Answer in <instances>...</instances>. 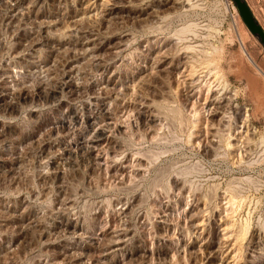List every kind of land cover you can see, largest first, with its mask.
<instances>
[{
	"label": "rangeland",
	"instance_id": "obj_1",
	"mask_svg": "<svg viewBox=\"0 0 264 264\" xmlns=\"http://www.w3.org/2000/svg\"><path fill=\"white\" fill-rule=\"evenodd\" d=\"M158 1L18 0L10 9L12 0H0V93L14 85L0 98V264H264V41L249 30L234 0H178V9ZM244 1L264 30V0ZM84 5L91 15L70 22ZM123 34L128 41L112 53L110 45ZM104 37L109 42L102 48H88ZM166 38L171 47L162 49L173 56L171 74L148 73V58ZM88 39L90 45L81 44ZM67 60L77 65L69 75ZM109 73L130 83V90L120 87L105 112L100 102L108 100L111 83L106 92L100 86ZM98 126L111 138L89 152ZM113 240L119 242L111 245Z\"/></svg>",
	"mask_w": 264,
	"mask_h": 264
},
{
	"label": "bare ground",
	"instance_id": "obj_2",
	"mask_svg": "<svg viewBox=\"0 0 264 264\" xmlns=\"http://www.w3.org/2000/svg\"><path fill=\"white\" fill-rule=\"evenodd\" d=\"M26 1V0H25ZM32 1V0H31ZM113 1V0H112ZM133 1V0H132ZM140 1V0H139ZM158 1V0H157ZM17 2H18V0H12V2L10 3V9H14V7L16 6V4H17ZM78 2V1H77ZM81 2L82 1H80L79 3L81 4ZM89 2V1H88ZM94 2V1H93ZM101 2V1H100ZM106 2H108V1H106ZM117 2V1H116ZM1 3V2H0ZM3 3H5V2H3ZM29 3H30V1H29ZM67 3V2H66ZM74 3V2H73ZM91 3V2H90ZM109 3H111V2H109ZM122 3V2H121ZM156 3V2H155ZM177 3H178V0H160V1H158V4H162V5H167V4H169L168 6L170 7H173V6H176L177 5ZM33 4V3H32ZM53 4H54V2H53ZM78 4V3H77ZM97 4V3H96ZM106 4V3H105ZM134 4V3H133ZM183 4V3H182ZM5 5V4H4ZM98 5H100V4H98ZM120 5V4H119ZM123 5V4H122ZM121 5V6H122ZM130 5V4H129ZM147 5V4H146ZM152 5V4H151ZM6 6V5H5ZM18 6V5H17ZM22 6V5H21ZM24 6V5H23ZM59 6V5H58ZM66 6V5H65ZM69 6V5H68ZM90 6H91V4H90ZM90 6L89 5H84V6H82V8L81 9H79L80 11H79V15L78 16H73V18L72 19H70V22H72L73 24H77V23H79L80 21H82L84 18H88L90 15H91V13H90V11H91V9L92 8H90ZM93 6V5H92ZM100 6H102V5H100ZM110 6V5H109ZM131 6V5H130ZM129 6V7H130ZM136 6V5H135ZM98 7V6H97ZM154 7V6H153ZM18 8V7H17ZM61 8V7H60ZM65 8V7H64ZM104 8V7H103ZM113 7H109V11L112 9ZM115 8V7H114ZM120 8V7H119ZM131 8H133V7H131ZM135 8V7H134ZM165 9H166V7H164ZM174 9H178V7L176 6V8L175 7H173ZM172 8V9H173ZM95 9V8H94ZM107 9V8H106ZM157 10H158V8H156ZM162 9V8H161ZM170 9V8H169ZM60 10V9H59ZM98 10V9H97ZM145 10V9H144ZM160 10V9H159ZM164 10V9H163ZM102 11V10H101ZM104 11V10H103ZM120 11V10H119ZM7 12V11H6ZM5 12V13H6ZM10 12V11H9ZM67 12V11H66ZM70 12V11H69ZM93 12V11H92ZM98 12V11H97ZM130 12H131V10H130ZM155 12V11H154ZM154 12H152V13H154ZM157 13H158V11H156ZM15 13V12H14ZM34 13V12H33ZM55 13V12H54ZM95 13V12H94ZM102 13V12H101ZM105 13H106V11H105ZM160 13V12H159ZM158 13V14H159ZM20 14V13H19ZM64 14V13H63ZM118 15V14H117ZM120 15H122V14H120ZM144 15V14H143ZM4 16V15H3ZM2 16V17H3ZM56 16V15H55ZM124 16V15H123ZM8 17V16H7ZM133 17V16H132ZM60 18V17H59ZM71 18V17H70ZM102 18V17H101ZM143 18V17H142ZM141 18V19H142ZM145 19H148L146 16L144 17ZM1 19V18H0ZM7 19V18H6ZM34 19V18H33ZM116 19V18H115ZM138 19V18H137ZM141 19H139L140 21H141ZM9 20V19H8ZM85 21H86V19H84ZM104 20V19H103ZM161 20V19H160ZM6 21V20H5ZM58 21V20H57ZM63 21V20H62ZM148 21V20H147ZM154 21V20H153ZM14 22V21H13ZM44 23V22H43ZM47 23V22H46ZM54 23V22H53ZM69 23V22H68ZM71 23V24H72ZM102 23V22H101ZM36 24H37V22H36ZM50 25V24H49ZM34 26V25H33ZM67 26H69L68 24H67ZM73 27V26H72ZM71 27V28H72ZM189 27V26H188ZM36 28V27H35ZM54 28V27H53ZM63 28V27H62ZM69 28V27H68ZM186 28V27H185ZM38 29V28H37ZM36 29V30H37ZM70 29V28H69ZM79 29V28H78ZM190 29V28H189ZM188 29V30H189ZM81 30V29H80ZM181 30H183V29H181ZM187 30V29H186ZM187 30V31H188ZM38 31H39V29H38ZM78 31V30H77ZM83 31V30H82ZM113 32V31H112ZM183 32V31H182ZM185 32V31H184ZM36 33V32H35ZM47 32H45V35H47L46 34ZM97 33V32H96ZM103 33V32H102ZM104 33H106V32H104ZM124 33V32H123ZM128 32L126 31V34H127ZM70 34V33H69ZM107 34V33H106ZM109 34V33H108ZM114 34V33H113ZM83 35V34H82ZM97 35V34H96ZM112 35V34H111ZM169 35H171V34H169ZM179 35V34H178ZM33 36V35H32ZM35 36V35H34ZM33 36V37H34ZM58 36H60V35H58ZM69 36V35H68ZM78 36V35H77ZM85 36V35H84ZM101 36V35H100ZM105 36V35H104ZM159 36V35H158ZM33 37H31V38H33ZM41 37V36H40ZM50 37V36H49ZM49 37H47V38H49ZM73 37V36H72ZM91 37V36H90ZM112 37V36H111ZM130 37V36H129ZM159 37H161V36H159ZM36 38V37H35ZM35 38H33L34 40H37V39H35ZM52 38V37H51ZM57 38V37H56ZM68 38V37H67ZM75 38V37H74ZM97 38V37H96ZM175 38V37H174ZM178 38V37H177ZM69 39V38H68ZM84 39V38H83ZM127 39V36L125 35V34H123V35H118V39L114 42V44H112V45H110V46H113V48H111V49H109V50H111L112 51V53H115L116 51H117V48H121L123 45L125 46V40ZM148 39V38H147ZM157 39H159V38H157ZM176 39V38H175ZM28 40V39H27ZM50 40V39H49ZM64 40H65V38H64ZM80 40V39H79ZM146 40V39H145ZM151 40V39H150ZM173 40V39H172ZM182 40V39H181ZM184 40V39H183ZM186 40V39H185ZM126 41H128V40H126ZM19 42H21V41H19ZM31 42H33V41H31ZM36 42V41H35ZM62 42H63V40H62ZM71 42V41H70ZM106 42H109V40H106L105 39V37L103 38V39H98L97 41L96 40H93V44L92 45H90V39H88V40H85V42L83 41V42H81V44L82 45H85V44H87V45H90L88 48H90L91 50H93V51H97V50H99L100 48H102L105 44H106ZM133 42V41H132ZM145 42H147V41H145ZM175 43H176V41H174ZM173 42V43H174ZM177 42H179V40L177 41ZM18 43V42H17ZM69 43V42H68ZM67 43V44H68ZM76 43V42H75ZM128 43V42H127ZM158 43V42H157ZM171 38H166V39H164V43L163 44H161V46L157 49V51L153 54V56H151L150 58H148L150 61V66H149V70H148V73H151V71H152V68H154V71H156L157 73H162V72H166V71H168L169 69V67H171V59H173L172 57V55L170 54V51L169 50H166V51H163V46H168V47H171ZM27 44V43H26ZM25 44V45H26ZM36 44V43H35ZM44 44V43H43ZM50 44V43H49ZM52 44V43H51ZM63 44V43H62ZM108 44V43H107ZM129 44V43H128ZM180 44V43H179ZM182 44V43H181ZM25 45H23L24 47H25ZM34 45V44H33ZM75 45V44H74ZM158 45V44H157ZM174 45V44H173ZM187 45V44H186ZM197 45V44H196ZM0 46H1V44H0ZM47 46V45H46ZM51 46H53V45H51ZM63 46V45H62ZM123 46V47H124ZM126 46H128L127 44H126ZM131 46V45H130ZM153 46V45H152ZM176 46V45H175ZM184 46H185V44H184ZM194 46V45H193ZM40 47V46H39ZM167 47V48H168ZM34 48V47H33ZM37 48H38V46H37ZM73 48V47H72ZM79 48H81V47H79ZM120 48H119V50H120ZM151 48V47H150ZM185 47H183V49H184ZM191 48V47H190ZM10 49V48H9ZM18 49H19V47H18ZM26 49V48H25ZM39 49V48H38ZM43 49V48H42ZM47 49V48H46ZM45 49V50H46ZM50 49H51V47H50ZM59 49V48H58ZM68 49H69V47H68ZM84 49H85V47H84ZM105 49V48H104ZM127 49V48H126ZM176 49V48H175ZM174 49V50H175ZM180 49V48H179ZM183 49H181V50H183ZM22 50V49H21ZM55 50V49H54ZM62 49H60V51H61ZM66 50V49H65ZM123 50V49H122ZM180 50V51H181ZM186 50V49H185ZM187 50H189V49H187ZM40 51H41V49H40ZM44 51V50H43ZM43 51H41V52H43ZM83 51V50H82ZM193 51V50H192ZM203 51V50H202ZM49 52V51H48ZM52 52V51H51ZM55 52V51H54ZM71 52V51H70ZM84 52V51H83ZM154 52V51H153ZM14 53V52H13ZM16 53V52H15ZM37 53V52H36ZM59 53V52H58ZM62 53V55H63V53L64 52H61ZM73 53V52H72ZM75 53V52H74ZM74 53H73V55H74ZM77 53V52H76ZM80 54H81V52H79ZM88 53V52H87ZM91 53V52H90ZM106 53V52H105ZM117 53V52H116ZM128 53V52H127ZM147 53V52H146ZM174 53H175V51H174ZM182 53V52H181ZM204 53V52H203ZM19 54V53H18ZM38 54V53H37ZM49 54H50V52H49ZM71 54V53H70ZM86 54V53H85ZM110 54V53H109ZM193 54V53H192ZM7 55V54H6ZM13 55V54H12ZM44 55H46V54H44ZM69 55V54H68ZM108 55V54H107ZM115 55H117V54H115ZM186 55V54H185ZM189 55V54H188ZM197 55V54H196ZM22 56V55H21ZM42 56V55H41ZM49 56V55H48ZM66 56V55H65ZM80 56V55H79ZM82 56V55H81ZM94 56H96V55H94ZM109 56V55H108ZM114 56V55H113ZM148 56V55H147ZM172 56V57H171ZM206 56V55H205ZM3 57V56H2ZM30 57V56H29ZM47 57V56H46ZM45 57V58H46ZM70 57V56H69ZM84 57V56H83ZM98 57V56H97ZM178 57V56H177ZM196 57V56H195ZM208 57V56H207ZM31 58V57H30ZM51 58V57H50ZM53 58V57H52ZM67 58V57H66ZM73 58V57H72ZM84 58H86V57H84ZM96 58V57H95ZM104 58V57H103ZM124 58V57H123ZM126 58V57H125ZM124 58V59H125ZM132 58V57H131ZM191 58V57H190ZM198 58V57H197ZM200 58V57H199ZM203 58V57H202ZM11 59V58H10ZM28 59V58H27ZM49 59V58H48ZM75 59V58H74ZM99 59V58H98ZM106 59V58H105ZM147 59V60H148ZM194 59V58H193ZM209 59V58H208ZM1 60V59H0ZM81 60V59H80ZM100 60V59H99ZM142 60H143V58H142ZM174 60V59H173ZM172 60V61H173ZM184 60V59H183ZM187 60V59H186ZM202 60V59H201ZM200 60V61H201ZM206 60V59H205ZM49 61V60H48ZM57 61V60H56ZM111 61V60H110ZM113 61V60H112ZM193 61V60H192ZM198 61V60H197ZM200 61L199 62H197V63H200ZM67 62V64H68V68H67V71H66V75H69V71H71V69H73V67L75 66H73V64L71 63V60H67L66 61ZM89 62L91 63V61L89 60ZM107 62V61H106ZM105 62V63H106ZM189 62V61H188ZM195 62V61H194ZM207 62V61H206ZM3 63V62H2ZM38 63V62H37ZM36 63V64H37ZM63 63V66H64V62H62ZM123 63V62H122ZM144 63V62H143ZM175 63V62H174ZM183 63V62H182ZM203 63V62H202ZM9 64V63H8ZM20 64H22V63H20ZM26 64V63H25ZM33 64V63H32ZM40 64V63H39ZM55 64V63H54ZM92 64V63H91ZM90 64V65H91ZM99 64H101V63H99ZM140 64V63H139ZM44 65V64H43ZM52 65V64H51ZM57 65V64H56ZM148 65V64H147ZM178 65V64H177ZM180 65H181V63H180ZM202 65V64H201ZM205 65H206V63H205ZM207 65H208V63H207ZM77 66V65H76ZM75 66V67H76ZM186 66H187V64H186ZM196 66V65H195ZM199 66V65H198ZM11 67H12V65H11ZM36 67V66H35ZM45 67V66H44ZM49 67V66H48ZM51 67V66H50ZM56 67V66H55ZM113 67V66H112ZM173 67H176V65L175 66H173ZM194 67V66H193ZM208 67V66H207ZM4 68V67H3ZM8 68V67H7ZM53 68V67H52ZM78 68V67H77ZM98 68V67H97ZM144 68V67H143ZM189 68H190V66H189ZM50 69V68H49ZM141 69V68H140ZM139 69V70H140ZM175 69V68H174ZM30 70V69H29ZM36 70V69H35ZM46 70V69H45ZM116 70V69H115ZM197 70V69H196ZM18 71V70H17ZM44 71V70H43ZM47 71H49V70H47ZM111 71V70H110ZM120 71V70H119ZM170 71V70H169ZM168 71V72H169ZM178 71H180V70H178ZM195 71V70H194ZM209 71V70H208ZM38 72V71H37ZM63 72V71H62ZM75 72H76V70H75ZM94 72H96V71H94ZM114 72V71H113ZM145 71H143V73H144ZM147 72V71H146ZM170 72H172V71H170ZM169 72V73H170ZM175 72V71H174ZM177 72V71H176ZM191 72H193V71H191ZM31 73V72H30ZM51 73V72H50ZM72 73V72H71ZM101 73V72H100ZM147 73V74H148ZM185 73V72H184ZM188 73V72H187ZM197 73V72H196ZM195 73V74H196ZM212 73V72H211ZM2 74V73H1ZM8 74V73H7ZM9 74H11V73H9ZM16 74V73H15ZM41 74H42V72H41ZM167 74V73H166ZM171 74V73H170ZM175 74V73H174ZM180 74V73H179ZM25 75H26V73H25ZM40 75V74H39ZM63 75V74H62ZM61 75V76H62ZM149 75V74H148ZM153 75V74H152ZM163 75V74H162ZM187 75V74H186ZM1 76V75H0ZM17 76V75H16ZM38 76V75H37ZM44 76V75H43ZM79 76V75H78ZM93 76V75H92ZM115 76V74L114 73H109V74H105V76H103V79H102V81H101V83H104V85H101L100 86V88L101 89H103V91H105L104 89H106V88H108L107 87V84H109V83H111V87H110V90L107 92V94H106V96L104 97V98H109V99H114V98H116L117 97V93H119L118 92V89H120V87H124L125 89H129L130 88V83H128L127 81H120V80H118L117 78H115L114 77ZM117 76V75H116ZM134 76V75H133ZM132 76V77H133ZM142 76V75H141ZM151 76V75H150ZM154 76V75H153ZM165 77L167 76V75H164ZM173 76V75H172ZM188 76V75H187ZM195 76V75H194ZM10 77V76H9ZM145 77V76H144ZM157 77V76H156ZM155 77V78H156ZM164 77V78H165ZM36 78V77H35ZM43 78H45V77H43ZM58 78V77H57ZM75 78V77H74ZM73 78V79H74ZM97 78H98V76H97ZM126 78V77H125ZM168 78V80H170L169 79V77H167ZM167 78H165L166 80H167ZM171 78V77H170ZM187 78V77H186ZM192 78V77H191ZM191 78H189V79H191ZM217 78V77H216ZM8 79V78H7ZM15 79H16V77H15ZM18 79V78H17ZM32 79V78H31ZM60 79V78H59ZM70 79H71V77H70ZM196 79L198 80V78H197V75H196ZM21 80V79H20ZM65 80V79H64ZM68 80V79H67ZM148 80V79H147ZM150 80H151V78H150ZM160 80V79H159ZM178 80V79H177ZM180 80V79H179ZM179 80H178V83H179ZM187 80H188V78H187ZM220 80V79H219ZM2 81V80H1ZM0 81V82H1ZM22 81V80H21ZM136 81V80H135ZM142 81H144V80H141V82ZM171 81V80H170ZM206 81V80H205ZM37 82H39V81H37ZM43 82V81H42ZM68 82V81H67ZM100 82V81H99ZM140 82V83H141ZM167 82V81H166ZM165 82V83H166ZM169 82V81H168ZM175 82V81H174ZM173 82V83H174ZM186 82H188V81H186ZM190 82V81H189ZM192 82V81H191ZM200 82V81H199ZM213 82V81H212ZM3 83V82H2ZM5 83V82H4ZM41 83V82H40ZM78 83V82H77ZM98 83V82H97ZM101 83H99V84H101ZM177 83V84H178ZM180 83H181V81H180ZM192 83H194V82H192ZM201 83V82H200ZM14 84H16V83H14ZM138 84V83H137ZM171 84H172V82H171ZM175 84V83H174ZM208 84V83H207ZM219 84V83H218ZM225 84V83H224ZM223 84V85H224ZM22 85V84H21ZM61 85V84H60ZM73 85V84H72ZM78 84H76V86H77ZM97 85V84H96ZM132 85H133V83H132ZM142 85V84H141ZM176 85V84H175ZM178 85H180V84H178ZM177 85V86H178ZM196 85H197V83H196ZM221 86H222V84H220ZM86 86V85H85ZM170 86V85H169ZM168 85H167V87H169ZM200 86V85H199ZM203 86V85H202ZM210 86V85H209ZM216 86V85H215ZM214 86V87H215ZM4 87V86H3ZM14 87V85H13V83H9L8 85L6 84V86H5V89H6V91L5 92H1L0 93V98H3L4 96H6V94H8V92H9V90L11 89V88H13ZM18 87V86H17ZM21 87V86H20ZM25 87V86H24ZM26 87H28V86H26ZM25 87V88H26ZM142 87V86H141ZM179 87V86H178ZM191 87V86H190ZM204 87V86H203ZM213 87V86H212ZM219 86H217V88L216 89H218L219 90V88H218ZM2 88V87H1ZM29 88V87H28ZM60 88V87H59ZM94 88V87H93ZM99 88V87H98ZM97 88V89H98ZM142 88H144V87H142ZM198 88V87H197ZM224 88V87H223ZM61 89V88H60ZM96 89V90H97ZM139 89H141V88H139ZM188 89L189 88H187V92H188ZM202 89V88H201ZM207 89V88H206ZM215 89V88H214ZM14 90V89H13ZM27 90V89H26ZM42 90H44L43 88H42ZM42 90H41V92H42ZM77 90V89H76ZM75 90V91H76ZM95 90V89H94ZM95 90V92H94V98H98L99 97V92L98 91H96ZM107 90V89H106ZM122 90V89H121ZM130 90V89H129ZM137 90V89H136ZM195 90V89H194ZM224 90H226V89H224ZM231 90V89H230ZM0 91H1V89H0ZM12 91V90H11ZM21 91V90H20ZM25 91V90H24ZM36 91V90H35ZM38 91V90H37ZM45 91V90H44ZM91 91V90H90ZM131 91H132V88H131ZM216 91V90H215ZM13 92V91H12ZM50 92V91H49ZM106 92V91H105ZM135 92V91H134ZM133 92V93H134ZM211 92V91H210ZM221 92H223V91H221ZM232 92V91H231ZM29 93V92H28ZM34 93V92H33ZM38 93V92H37ZM44 93H46V92H44ZM79 93V92H78ZM77 93V94H78ZM104 93V92H103ZM123 93H124V91H123ZM183 93V92H182ZM190 93V92H189ZM219 93H220V91H219ZM17 94V93H16ZM22 94H23V92H22ZM48 94V93H47ZM67 94V93H66ZM80 94V93H79ZM132 94V93H131ZM142 94V93H141ZM224 94V93H223ZM24 95H25V93H24ZM28 95V94H27ZM29 95H31L30 93H29ZM44 95H46V94H44ZM43 95V96H44ZM51 95H53V94H51ZM50 95V96H51ZM102 95V94H101ZM212 95H213V92H212ZM216 95V94H215ZM40 96V95H39ZM42 96V97H43ZM55 96V95H54ZM93 96V95H92ZM122 96V95H121ZM120 96V97H121ZM125 96H126V94H125ZM125 96H124V98H125ZM128 96V95H127ZM130 96V95H129ZM132 96V95H131ZM138 96V95H137ZM162 96V95H161ZM183 96V95H182ZM185 96V95H184ZM189 96V95H188ZM228 96H229V94H228ZM30 97V96H29ZM28 97V98H29ZM34 97H36V96H34ZM47 97V96H46ZM66 97V96H65ZM73 97V96H72ZM75 97H77V95L75 96ZM78 97H80V96H78ZM77 97V98H78ZM119 97V98H120ZM123 97V96H122ZM163 97V96H162ZM194 97V96H193ZM192 97V98H193ZM207 97V96H206ZM213 97V98H212ZM211 98H210V102H214L215 100V97L214 96H212ZM230 97V96H229ZM32 98V97H31ZM63 98V97H62ZM67 98V97H66ZM76 98V99H77ZM118 98V99H119ZM124 98H123V100H124ZM134 98V97H133ZM221 98V97H220ZM219 98V99H220ZM223 98H225V97H223ZM23 99V98H22ZM27 99V98H26ZM61 99V98H60ZM68 99V98H67ZM70 99V98H69ZM74 99V98H73ZM83 99V98H82ZM104 100V101H101L100 102V107H101V109L102 110H104L105 112L107 111V109H108V103H110L109 101L110 100ZM182 99V98H181ZM184 99H187L186 97L184 98ZM6 100V99H5ZM7 100H9V99H7ZM20 100V99H19ZM42 100V99H41ZM63 100V99H62ZM81 100V99H80ZM150 100V99H149ZM160 100V99H159ZM208 100V99H207ZM206 100V101H207ZM218 100V99H217ZM2 101V100H1ZM22 101H24V100H22ZM25 101H27V100H25ZM57 101H59V100H57ZM61 101V100H60ZM88 101V100H87ZM119 101V100H118ZM122 101V100H121ZM135 101H138V99L137 100H135ZM142 101H144V100H142ZM151 101V100H150ZM149 101V102H150ZM156 101V100H155ZM188 101V100H187ZM197 101V100H196ZM226 101V100H225ZM229 101V100H228ZM6 102V101H5ZM46 102V101H45ZM49 102V101H48ZM55 102V101H54ZM132 102V101H131ZM146 102V101H145ZM148 102V101H147ZM162 102V101H161ZM191 102V101H190ZM216 102V101H215ZM219 102V101H218ZM222 102H224V101H222ZM8 103H10L9 101H8ZM64 103V102H63ZM135 103V102H134ZM141 103V102H140ZM152 103H153V101H152ZM156 103H158V102H156ZM198 104H199V102H197ZM231 103V102H230ZM5 104V103H4ZM75 104V103H74ZM114 104V103H113ZM136 104V103H135ZM142 104V103H141ZM159 104V103H158ZM167 104V103H166ZM182 104V103H181ZM195 104V103H194ZM223 104H225V103H223ZM8 105V104H7ZM28 105H30V104H28ZM83 105V104H82ZM122 105V104H121ZM127 105V104H126ZM133 105V104H132ZM137 105H138V103H137ZM136 105V106H137ZM184 105H185V103H184ZM195 105H197V104H195ZM217 105V104H216ZM4 106V105H3ZM13 106V105H12ZM67 106V105H66ZM69 106V105H68ZM74 106V105H73ZM86 106V105H85ZM94 106V105H93ZM99 106V105H98ZM113 106V105H112ZM131 106V105H130ZM141 106V105H140ZM139 106V107H140ZM148 106H151V105H148ZM154 106V105H153ZM158 106V105H157ZM161 106H163V105H161ZM160 105H159V107H161ZM203 106V105H202ZM218 106V105H217ZM216 106V107H217ZM5 107V106H4ZM8 107V106H7ZM7 107H5L6 109H7ZM89 107V106H88ZM114 107V106H113ZM112 107V108H113ZM121 107V106H120ZM129 107V106H128ZM138 107V106H137ZM158 107V108H159ZM165 107H166V105H165ZM194 107V106H193ZM199 107V106H198ZM201 107V106H200ZM204 107V106H203ZM219 107V106H218ZM221 107V106H220ZM11 108V107H10ZM9 108V109H10ZM75 108V107H74ZM77 108V107H76ZM147 108V107H146ZM150 108V107H149ZM156 108V107H155ZM164 108V107H163ZM168 108V107H167ZM231 108V107H230ZM31 109V108H30ZM96 109V108H95ZM124 109V108H123ZM133 109V108H132ZM132 109H130V110H132ZM153 109V108H152ZM160 109V108H159ZM209 109V108H208ZM211 109V108H210ZM216 109V108H215ZM154 110V109H153ZM161 110V109H160ZM168 110V109H167ZM174 110V109H173ZM213 110V109H212ZM103 111V112H104ZM113 111V110H112ZM124 111H126V109L124 110ZM159 111V110H158ZM170 111V110H169ZM197 111H199V110H197ZM215 111V110H214ZM214 111H213V113H214ZM216 111H217V109H216ZM233 111V110H232ZM28 112H30V111H28ZM90 112V111H89ZM103 112H101V113H103ZM128 112V111H127ZM144 112V111H143ZM147 112V111H146ZM151 112V111H150ZM156 112V111H155ZM161 112H162V110H161ZM161 112H160V114H161ZM204 112H205V110H204ZM210 112H212V111H210ZM209 112V113H210ZM97 113V112H96ZM157 114H158V112H156ZM168 113V112H167ZM237 113V112H236ZM34 114V113H33ZM82 114V113H81ZM81 114H79V115H81ZM86 114V113H85ZM88 114V113H87ZM104 114V113H103ZM108 114V113H107ZM112 114H113V112H112ZM128 114V113H127ZM136 114V113H135ZM138 114H139V112H138ZM152 114H154V113H152ZM211 114V113H210ZM220 113H218V115H219ZM70 115H72V114H70ZM96 115V114H95ZM102 115V114H101ZM105 115V114H104ZM120 115V114H119ZM143 115V114H142ZM163 115H164V113H163ZM170 115V114H169ZM216 115V114H215ZM217 115V116H218ZM223 115V114H222ZM49 116V115H48ZM56 116V115H55ZM61 116V115H60ZM140 116V115H139ZM150 116V115H149ZM158 116V115H157ZM214 116V115H213ZM57 117V116H56ZM84 117V116H83ZM100 117V116H99ZM106 117H110L109 115H106ZM154 117L155 116H152V118L154 119ZM223 117V116H222ZM221 116L219 117V120L222 118ZM229 117H230V115H229ZM60 118V117H59ZM82 118V117H81ZM95 118V117H94ZM97 118H98V116H97ZM125 118V117H124ZM140 118H142V117H140ZM156 118V117H155ZM197 118V117H196ZM224 118H225V116H224ZM84 119V118H83ZM99 119H101V118H99ZM98 119V120H99ZM105 119V118H104ZM161 119V118H160ZM216 119H218V118H216ZM223 119V118H222ZM60 120V119H59ZM106 120V119H105ZM157 120V119H156ZM208 120V119H207ZM210 120V119H209ZM67 121V120H66ZM102 121V120H101ZM104 121V120H103ZM109 121V120H108ZM146 121V120H145ZM144 121V122H145ZM153 121V120H152ZM196 121V120H195ZM224 121H226V120H224ZM51 122V121H50ZM63 122V121H62ZM69 122V121H68ZM76 122V121H75ZM81 122V121H80ZM87 122V121H86ZM95 122V121H94ZM107 122V121H106ZM142 122V121H141ZM150 122V121H149ZM157 122H158V120H157ZM157 122H156V124H157ZM166 122V121H165ZM197 122V121H196ZM93 122L91 121V124H92ZM105 123V122H104ZM162 123V122H161ZM160 123V124H161ZM211 123H213V121L211 122ZM217 123V122H216ZM222 123H224V122H222ZM90 124V123H89ZM101 124V123H100ZM117 124H118V122H117ZM153 124V123H152ZM159 124V125H160ZM167 124V123H166ZM71 125V124H70ZM69 125V126H70ZM74 125V124H73ZM79 125V124H78ZM78 125L76 126V127H78ZM83 125V124H82ZM109 125H110V123H109ZM114 125V124H113ZM220 125V124H219ZM58 126H59V124H58ZM57 126V127H58ZM85 126V125H84ZM96 126V125H95ZM106 126V125H105ZM111 126V125H110ZM161 126V125H160ZM221 126V125H220ZM53 127V126H52ZM71 127H73V126H71ZM102 127V126H101ZM100 126H98V132L97 133H95L94 132V137L92 138V137H90L91 139H92V141L91 142H93V148H90L89 147V149H88V151L89 152H92V151H94V149H96V147H97V145L99 144L100 145V143L101 142H103V141H108V140H110V134L105 130V129H103V128H101ZM120 127V126H119ZM157 127V126H156ZM54 128V127H53ZM59 128H62V126L60 125V127ZM79 128H80V126H79ZM87 128H88V126H87ZM110 128V127H109ZM108 128V129H109ZM124 128V127H123ZM127 128V127H126ZM125 128V129H126ZM154 128V127H153ZM247 128V127H246ZM65 129V128H64ZM66 129H68V128H66ZM93 129H94V127H93ZM115 129V128H114ZM125 129H124V131H125ZM156 129V128H155ZM154 129V130H155ZM60 130V129H59ZM58 130V131H59ZM73 130H75V129H73ZM82 130V129H81ZM110 130V129H109ZM157 130H158V128H157ZM156 130V131H157ZM202 130V129H201ZM236 130H237V128H236ZM33 131V130H32ZM35 131V130H34ZM54 131H55V129H54ZM69 131V130H68ZM96 131V130H95ZM123 131V130H122ZM152 131V130H151ZM159 131V130H158ZM208 131V130H207ZM213 131V130H212ZM218 131V130H217ZM238 131V130H237ZM52 132V131H51ZM60 132V131H59ZM66 132V131H65ZM70 132V131H69ZM73 132V131H72ZM110 132V131H109ZM149 132V131H148ZM155 132V131H154ZM220 132V131H219ZM247 132V131H246ZM90 133V132H89ZM150 133V132H149ZM156 133H158V132H156ZM209 133V132H208ZM207 133V134H208ZM55 134V133H54ZM60 134V133H59ZM72 134V133H71ZM85 134V133H84ZM93 134V133H92ZM113 134V133H112ZM124 134V133H123ZM195 134V133H194ZM212 134V133H211ZM236 134V133H235ZM38 135V134H37ZM53 135V134H52ZM56 135V134H55ZM69 135V134H68ZM77 135V134H76ZM86 135V134H85ZM147 135V134H146ZM145 135V136H146ZM201 135V134H200ZM40 136V135H39ZM64 136V135H63ZM78 136V135H77ZM77 136H76V138H77ZM80 136V135H79ZM78 136V137H79ZM83 136V135H82ZM88 136H90V135H88ZM154 136H156V135H154ZM209 136V135H208ZM219 136V135H218ZM236 136V135H235ZM244 136V135H243ZM252 136V135H251ZM114 137V136H113ZM140 137V136H139ZM152 137H153V135H152ZM151 137V138H152ZM203 137V136H202ZM231 137V136H230ZM236 138V137H235ZM234 138V139H235ZM47 139V138H46ZM157 139V138H156ZM203 139V138H202ZM230 139H232V137L230 138ZM239 139V138H238ZM241 139V138H240ZM35 140V139H34ZM81 141H83V139H80ZM79 140V141H80ZM148 140V139H147ZM36 141H38V140H36ZM35 142V141H34ZM42 142V141H41ZM48 142V141H47ZM139 142V141H138ZM216 142V141H215ZM254 142V141H253ZM25 143V142H24ZM27 143H29V142H27ZM65 143V142H64ZM69 143V142H68ZM108 143V142H107ZM115 143V142H114ZM231 143V142H230ZM13 144V143H12ZM21 144V143H20ZM61 144V143H60ZM78 144V143H77ZM104 144V143H103ZM126 144V143H125ZM207 144V143H206ZM235 144V143H234ZM32 145V144H31ZM30 145V143H29V146H31ZM35 145V144H34ZM84 145V144H83ZM90 145V144H89ZM88 145V146H89ZM108 145V144H107ZM110 145H112V144H110ZM121 145H123V144H121ZM140 145V144H139ZM209 145V144H208ZM214 144L212 143V146H213ZM236 145V144H235ZM251 145V144H250ZM11 146V145H10ZM64 146V145H63ZM69 146V144L67 145V147ZM71 146V145H70ZM75 146V145H74ZM87 146V147H88ZM91 146H92V143H91ZM204 146V145H203ZM32 147V146H31ZM83 147V146H82ZM100 147H102V146H100ZM236 147V146H235ZM109 148V147H108ZM110 148H111V146H110ZM109 148V149H110ZM11 149V148H10ZM14 149V148H13ZM21 149V148H20ZM30 149V148H29ZM58 149V147L56 148V150ZM71 149H73V148H71ZM78 149V148H77ZM99 149V148H98ZM120 149V148H119ZM22 150V149H21ZM53 150V149H52ZM51 150V151H52ZM63 150V149H62ZM70 150V149H69ZM68 150V151H69ZM116 150V149H115ZM124 150V149H123ZM15 151V150H14ZM59 151V150H58ZM65 151V150H64ZM80 151V150H79ZM78 151V152H79ZM83 151V150H82ZM101 151V150H100ZM104 151H106V150H104ZM103 151V152H104ZM21 152V151H20ZM26 152V151H25ZM53 152H56V151H52V153ZM63 152V151H62ZM70 152V151H69ZM75 152V151H74ZM85 152V151H84ZM121 152H122V150H121ZM127 152V151H126ZM16 153H18V152H16ZM81 153V152H80ZM116 153V152H115ZM133 153V155H134V152H132ZM139 153V152H138ZM20 154V153H19ZM86 154V153H85ZM88 154V153H87ZM96 154V153H95ZM99 154V153H98ZM130 154V153H129ZM136 154V153H135ZM141 154V153H140ZM146 154V153H145ZM56 155H58V154H56ZM68 155V154H67ZM70 155V154H69ZM82 155V154H81ZM116 155V154H115ZM132 155V156H133ZM12 156V155H11ZM10 156V157H11ZM22 156V155H21ZM53 156V155H52ZM109 156V155H108ZM112 156V155H111ZM119 156H121V155H119ZM141 156H143V155H141ZM9 157V158H10ZM17 157V156H16ZM91 157V156H90ZM105 157V156H104ZM113 157V156H112ZM118 157V156H117ZM116 157V158H117ZM122 157V156H121ZM7 158V157H6ZM12 158H13V156H12ZM15 158V157H14ZM64 158V157H63ZM93 158V157H92ZM114 158V157H113ZM134 158H135V155H134ZM137 158V157H136ZM150 158V157H149ZM8 159V158H7ZM111 159V158H110ZM118 159V158H117ZM126 159V158H125ZM143 159V158H142ZM146 159V158H145ZM11 160V159H10ZM43 160V159H42ZM53 160V159H52ZM62 160V159H61ZM101 160H102V158H101ZM131 160V159H130ZM51 161V160H50ZM54 161H55V159H54ZM111 161V160H110ZM121 161H123V160H121ZM152 161H154V160H152ZM43 162V161H42ZM41 162V163H42ZM11 163V162H10ZM19 163V162H18ZM45 163V162H44ZM96 163V162H95ZM94 163V164H95ZM99 163V162H98ZM126 163V162H125ZM20 164V163H19ZM128 164V163H127ZM126 164V165H127ZM135 164H137V163H135ZM145 164V163H144ZM99 165H100V163H99ZM103 165H104V163H103ZM125 165V164H124ZM16 166V165H15ZM20 166V165H19ZM140 166V165H139ZM11 167V166H10ZM44 167V166H43ZM100 167H101V165H100ZM136 167V166H135ZM12 168V167H11ZM14 168V167H13ZM16 168V167H15ZM45 168V167H44ZM143 168V167H142ZM151 168V167H150ZM109 169V168H108ZM113 169H114V167H113ZM123 169V168H122ZM137 169V168H136ZM42 170V169H41ZM129 170V169H128ZM143 170V169H142ZM105 171V170H104ZM122 171V170H121ZM130 171V170H129ZM59 172V171H58ZM128 172V171H127ZM90 173V172H89ZM137 173V172H136ZM109 174V173H108ZM108 174H107V176H108ZM125 174H128V173H125ZM130 174V173H129ZM134 174V173H133ZM51 175V174H50ZM59 175V174H58ZM117 175H119V174H117ZM122 175V174H121ZM120 175V176H121ZM135 176H136V174H134ZM141 175V174H140ZM126 177H127V175H126ZM129 177V176H128ZM131 177V176H130ZM54 178H55V176H54ZM111 178H112V174H111ZM115 179V178H114ZM120 179V178H119ZM118 178H117V180H119ZM125 179H127V178H125ZM105 181V180H104ZM129 181V179L127 180V182ZM182 182V181H181ZM180 182V183H181ZM108 183H109V181H108ZM118 183V182H117ZM174 184V183H173ZM179 184V183H178ZM181 185V184H180ZM180 185H178L179 187H180ZM106 187V186H105ZM125 187V186H124ZM175 188H176V186H175ZM60 189V188H59ZM129 191V190H128ZM58 192V191H57ZM211 194V193H210ZM233 195V194H232ZM141 196V195H140ZM168 197V196H167ZM21 199V198H20ZM120 199V198H119ZM126 199V198H125ZM233 199V198H232ZM69 200V199H68ZM71 200V199H70ZM69 200V201H70ZM112 200V199H111ZM115 200V199H114ZM124 200V199H123ZM129 200H131V198L129 199ZM134 200V199H133ZM229 200V199H228ZM231 200V199H230ZM122 201V200H121ZM137 201H139V200H137ZM197 201V200H196ZM21 202V201H20ZM63 202V201H62ZM65 202V201H64ZM167 202V201H166ZM41 203V202H40ZM104 203V202H103ZM131 203V202H130ZM168 203V202H167ZM191 203V202H190ZM229 203H230V201H229ZM61 204V203H60ZM133 204H134V202H133ZM136 204V203H135ZM189 204V203H188ZM194 204V203H193ZM63 205V204H62ZM197 205V204H196ZM69 206V205H68ZM100 206V205H99ZM103 206V205H102ZM107 206V205H106ZM119 206V205H118ZM166 206V205H165ZM10 207V206H9ZM24 207V206H23ZM101 207V206H100ZM197 207V206H196ZM200 207V206H199ZM121 208V210L120 211H122V210H124V208L125 207H120ZM166 208V207H165ZM187 208V207H186ZM192 208V207H191ZM68 209V208H67ZM102 209V208H101ZM127 209V208H126ZM130 209V208H129ZM201 209V208H200ZM23 210V209H22ZM115 210H116V207H115ZM130 210H132V209H130ZM161 210V209H160ZM169 210V209H168ZM103 211V210H102ZM154 211V210H153ZM156 211V210H155ZM186 211V210H185ZM99 212V211H98ZM106 212V211H105ZM108 212V211H107ZM111 212V211H110ZM109 212V213H110ZM128 212V211H127ZM131 212V211H130ZM190 212V211H189ZM12 213V212H11ZM126 213V212H125ZM155 213V212H154ZM167 213V212H166ZM165 213V214H166ZM200 213V212H199ZM71 214V213H70ZM99 214V213H98ZM98 214H97V216H98ZM155 214H158V213H155ZM189 214V213H188ZM192 214V213H191ZM196 214V213H195ZM11 215V214H10ZM65 215V214H64ZM73 215V214H72ZM102 215V214H101ZM101 215H99V217L101 216ZM126 215V214H125ZM152 215V214H151ZM199 215V214H198ZM12 216V215H11ZM74 216V215H73ZM96 216V217H97ZM111 216V215H110ZM128 216V215H127ZM164 216V215H163ZM171 216V215H170ZM193 216V215H192ZM9 217V216H8ZM166 217V216H165ZM189 217V216H188ZM74 218V217H73ZM118 218V217H117ZM140 218V217H139ZM168 218V217H167ZM197 218V217H196ZM215 218V217H214ZM21 219V218H20ZM24 219V218H23ZM156 219V218H155ZM164 219V218H163ZM223 219V218H222ZM74 220V219H73ZM127 220V219H126ZM125 219H124V221L123 222H125L126 221ZM140 220V219H139ZM160 220V219H159ZM171 220V219H170ZM213 220V219H212ZM224 220V219H223ZM167 221H168V219H167ZM180 221V220H179ZM216 221H218V220H216ZM225 221V220H224ZM109 222V221H108ZM113 222V221H112ZM169 222V221H168ZM201 222H203V221H201ZM209 222V221H208ZM247 222V221H246ZM14 223V222H13ZM66 223V222H65ZM67 223H68V221H67ZM98 223V222H97ZM126 223V222H125ZM124 223V224H125ZM147 223V222H146ZM180 223V222H179ZM184 223V222H183ZM72 224H74V223H72ZM76 224V223H75ZM103 224V223H102ZM108 224V223H107ZM113 224V223H112ZM144 224V223H143ZM185 224V223H184ZM183 224V225H184ZM199 224V223H198ZM201 224V223H200ZM208 224V223H207ZM173 225V224H172ZM187 225V224H186ZM194 225V224H193ZM206 225V224H205ZM204 225V226H205ZM209 225V224H208ZM15 226V225H14ZM96 226V225H95ZM106 226V225H105ZM118 226V225H117ZM176 226V225H175ZM202 226V225H201ZM227 226H229V225H227ZM226 226V227H227ZM76 227V226H75ZM120 227V226H119ZM167 227V226H166ZM180 227V226H179ZM189 227V226H188ZM197 227V226H196ZM210 227V226H209ZM222 227H224V228H226L224 225L222 226ZM230 227V226H229ZM232 227V226H231ZM230 227V228H231ZM94 228V227H93ZM109 228V227H108ZM151 228V227H150ZM160 228V227H159ZM168 228V227H167ZM242 228V227H241ZM104 229V228H103ZM124 229V228H123ZM174 229V228H173ZM209 229V228H208ZM210 229H211V227H210ZM209 229V230H210ZM256 229V228H255ZM71 230V229H70ZM111 230V229H110ZM118 230V229H117ZM132 230V229H131ZM177 230H178V228H177ZM184 230V229H183ZM187 230V229H186ZM214 230V229H213ZM222 230V229H221ZM224 230V229H223ZM230 230V229H229ZM247 230V229H246ZM262 230V229H261ZM9 231V230H8ZM83 231V230H82ZM99 231V230H98ZM164 231V230H163ZM198 231V230H197ZM216 231V230H215ZM243 231V230H242ZM263 231V230H262ZM18 232H20V231H18ZM65 232H66V230H65ZM68 232H69V230H68ZM102 232V231H101ZM104 232V231H103ZM111 232V231H110ZM109 232V233H110ZM113 232V231H112ZM169 232V231H168ZM173 232V231H172ZM233 232V231H232ZM261 232V231H260ZM75 233H77V232H75ZM100 233V232H99ZM114 233V232H113ZM120 233V232H119ZM195 233H196V231H195ZM221 233H224V232H221ZM40 234V233H39ZM50 234V233H49ZM68 235H70V233H67ZM123 234V233H122ZM126 234H127V232H126ZM133 234V233H132ZM131 234V235H132ZM157 234V233H156ZM171 234V233H170ZM169 234V235H170ZM173 234H174V232H173ZM190 234V233H189ZM205 234V233H204ZM211 234V233H210ZM237 234V233H236ZM236 234H235V236H236ZM244 234H246L247 235V233H244ZM250 234V233H249ZM259 234V233H258ZM62 235V234H61ZM115 235H117V234H115ZM114 235V236H115ZM155 235V234H154ZM176 235V234H175ZM182 235V234H181ZM191 235V234H190ZM220 235V234H219ZM252 235V234H251ZM261 235V234H260ZM56 236V235H55ZM80 236V235H79ZM124 236H126V235H124ZM163 236V235H162ZM185 236V235H184ZM207 236V235H206ZM231 236V235H230ZM234 236V237H235ZM239 236V235H238ZM241 236V235H240ZM255 236V235H254ZM62 237H64L63 235H62ZM87 237V236H86ZM95 237V236H94ZM170 237L172 238V236L170 235ZM229 237V236H228ZM55 238V237H54ZM61 238V237H60ZM67 238H70V237H67ZM82 238V237H81ZM106 238V237H105ZM208 238V237H207ZM212 238V237H211ZM217 238H219V237H217ZM245 237H243V239H244ZM45 239V238H44ZM49 239V238H48ZM87 239V238H86ZM126 239H127V237H126ZM206 238H204V240H205ZM53 240V239H52ZM54 240H56V239H54ZM53 240V242H55ZM69 240V239H68ZM125 240V239H124ZM226 240V239H225ZM241 240V239H240ZM263 240V239H262ZM49 240H47V242H48ZM63 241V240H62ZM72 241V240H71ZM80 241V240H79ZM209 241V240H208ZM46 242V241H45ZM82 242V241H81ZM112 242V244L111 245H116L119 241L118 240H113V241H111ZM212 242V241H211ZM226 242V241H225ZM44 243V242H43ZM63 243V242H62ZM70 243V242H69ZM80 243V242H79ZM105 243V242H104ZM236 243V242H235ZM93 244H96V243H93ZM125 244V243H124ZM130 244V243H129ZM219 244V243H218ZM217 244V245H218ZM227 244V243H226ZM237 244V243H236ZM78 245V244H77ZM170 245V244H169ZM201 245H202V243H201ZM209 245H210V243H209ZM252 245V244H251ZM6 246H7V244H6ZM44 246V245H43ZM60 246V245H59ZM63 246H65V245H63ZM119 246H121V245H119ZM8 247V246H7ZM53 247V246H52ZM55 247V246H54ZM106 247V246H105ZM140 247V246H139ZM200 247V246H199ZM221 247V246H220ZM224 247V246H223ZM89 248V247H88ZM95 248V247H94ZM93 248V249H94ZM120 248V247H119ZM118 247H117V249H119ZM156 248V247H155ZM162 248V247H161ZM231 248H232V246H231ZM254 248V247H253ZM263 248V247H262ZM63 249V248H62ZM215 249V248H214ZM251 249V248H250ZM49 250V249H48ZM102 250H105V249H102ZM190 250H192V249H190ZM211 250V249H210ZM222 250V249H221ZM64 251V250H63ZM107 251V250H106ZM188 251H189V249H188ZM50 252V251H49ZM51 252H53V251H51ZM50 252V253H51ZM71 252V251H70ZM116 252V251H115ZM208 252V251H207ZM206 252V253H207ZM214 252V251H213ZM219 252V249H218V247H217V249H215V253L214 254H212V252H211V254H212V257L213 256H216L217 255V253ZM255 252V251H254ZM257 252V251H256ZM262 252V251H261ZM56 253V252H55ZM104 253V252H103ZM187 253V252H186ZM188 253H190V252H188ZM223 253V252H222ZM225 253H227V252H225ZM67 254H69V253H67ZM191 254V253H190ZM249 254V253H248ZM254 254V253H253ZM252 254V255H253ZM261 254V253H260ZM259 254V255H260ZM62 255V254H61ZM79 255V254H78ZM137 255V254H136ZM141 255V254H140ZM145 255V254H144ZM151 255V254H150ZM208 255H210V254H208ZM222 255V254H221ZM225 255V254H224ZM234 255V254H233ZM264 255V254H263ZM24 256V255H23ZM68 256V255H67ZM74 256V255H73ZM97 256V255H96ZM102 256V255H101ZM111 256V255H110ZM153 256V255H152ZM83 257H84V255H83ZM100 257V256H99ZM125 257V256H124ZM154 257V256H153ZM155 257H157V256H155ZM161 257V256H160ZM159 257V258H160ZM218 257V256H217ZM220 257V256H219ZM68 258V257H67ZM78 258V257H77ZM80 258V257H79ZM94 258V257H93ZM110 258V257H109ZM126 258V257H125ZM165 258V257H164ZM222 258V257H221ZM250 258V257H249ZM64 259H66V258H64ZM85 259H86V257H85ZM119 259V258H118ZM146 259V258H145ZM206 259V258H205ZM217 259V258H216ZM38 260V259H37ZM74 260V259H73ZM127 260V259H126ZM151 260V259H150ZM208 260V259H207ZM206 260V261H207ZM221 260V259H220ZM224 260V259H223ZM249 260V259H248ZM252 260V259H251ZM259 260V259H258ZM264 260V259H263ZM46 261V260H45ZM60 261V260H59ZM65 261V260H64ZM77 261V260H76ZM99 261V260H98ZM117 261V260H116ZM125 261V260H124ZM169 261V260H168ZM256 261V260H255ZM102 262H104V261H101V262H99V263H102ZM106 262V261H105ZM108 262V261H107ZM113 262V261H112ZM259 262V261H258ZM80 263V262H79ZM86 263H87V261H86ZM217 263V262H216ZM218 263H220V262H218ZM254 263V262H253ZM260 263V262H259ZM262 263H263V261H262ZM41 264H43V263H41ZM57 264H59V263H57ZM84 264V263H83ZM104 264V263H103ZM125 264V263H124ZM171 264V263H170ZM222 264V263H221Z\"/></svg>",
	"mask_w": 264,
	"mask_h": 264
},
{
	"label": "water",
	"instance_id": "obj_3",
	"mask_svg": "<svg viewBox=\"0 0 264 264\" xmlns=\"http://www.w3.org/2000/svg\"><path fill=\"white\" fill-rule=\"evenodd\" d=\"M239 14L252 33L257 34L264 41V30L253 17L251 10L244 0H234Z\"/></svg>",
	"mask_w": 264,
	"mask_h": 264
}]
</instances>
